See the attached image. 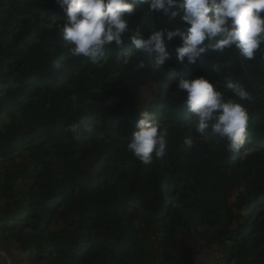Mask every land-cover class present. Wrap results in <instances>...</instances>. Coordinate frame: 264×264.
Masks as SVG:
<instances>
[{
    "label": "trees",
    "instance_id": "trees-1",
    "mask_svg": "<svg viewBox=\"0 0 264 264\" xmlns=\"http://www.w3.org/2000/svg\"><path fill=\"white\" fill-rule=\"evenodd\" d=\"M135 8L123 43L93 61L64 41L60 0H0V252L8 264H264V44L252 59L209 46L190 64L176 36L158 65L131 37L187 26ZM199 77L247 109L239 151L196 132L179 82ZM145 111L167 131L148 164L127 149Z\"/></svg>",
    "mask_w": 264,
    "mask_h": 264
},
{
    "label": "clouds",
    "instance_id": "clouds-1",
    "mask_svg": "<svg viewBox=\"0 0 264 264\" xmlns=\"http://www.w3.org/2000/svg\"><path fill=\"white\" fill-rule=\"evenodd\" d=\"M66 14L61 31L65 42L72 45L74 56L93 61L105 45L123 43L129 31L127 17L136 12L135 5L148 4L149 9L175 19L178 15L186 31L161 28L147 38L133 35L131 42L141 52L154 57L158 65L169 58L165 41L179 36L182 44L176 48L177 60L195 63L209 46L223 50L235 45L240 53L252 59L264 44V0H60ZM215 40V43H211ZM208 41L209 43H205ZM143 66V65H141ZM240 100L249 99L248 92L239 85L229 84ZM179 88L187 92L186 106L197 117L196 132H211L226 139V148L237 152L245 143L248 123L243 104L226 102L213 84L203 77L182 79ZM166 130H161L147 111L141 113L136 131L127 145L134 157L142 163H151L153 154L163 157L167 148ZM189 146L190 138L185 139Z\"/></svg>",
    "mask_w": 264,
    "mask_h": 264
},
{
    "label": "water",
    "instance_id": "water-1",
    "mask_svg": "<svg viewBox=\"0 0 264 264\" xmlns=\"http://www.w3.org/2000/svg\"><path fill=\"white\" fill-rule=\"evenodd\" d=\"M0 264H8L5 255L1 252H0Z\"/></svg>",
    "mask_w": 264,
    "mask_h": 264
}]
</instances>
